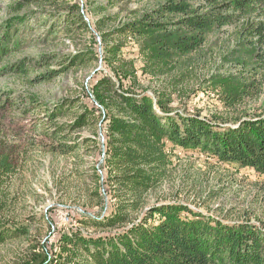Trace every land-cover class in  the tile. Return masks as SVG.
Instances as JSON below:
<instances>
[{
  "label": "trees",
  "instance_id": "16d2710c",
  "mask_svg": "<svg viewBox=\"0 0 264 264\" xmlns=\"http://www.w3.org/2000/svg\"><path fill=\"white\" fill-rule=\"evenodd\" d=\"M30 4L57 11L64 23L62 29L70 39L79 31L91 32L76 0H22L14 12ZM25 22V17L16 16L0 27V64L21 49L20 34ZM232 25L242 27V41L263 48L264 0H165L111 29L100 28L104 62L113 77L105 75L93 82L96 107L83 108L71 125L65 129L57 125L52 134L58 138L63 131L95 127L101 113L106 115L104 182L116 203L108 215L85 216L106 231L92 236L75 233L62 241L65 256L42 261L36 257L34 262L264 264V221L228 224L177 202L157 203L144 209L147 195L167 177L175 150L217 159L264 176V115L238 116L246 99L260 93L258 70L254 69L249 77L220 73L207 76L197 86L205 87L206 94L217 96L220 112L204 117L200 111L192 115L186 109L189 92L196 86L187 88L186 80L193 73L189 68L180 71L181 61L198 53L212 32ZM129 46L136 48L138 59L126 56ZM97 60L91 49L78 51L64 60L59 71H49L43 80ZM30 66L23 60L7 69L27 75ZM143 77L155 84L151 94L141 84ZM175 102L183 104L186 112L175 110ZM60 112L48 116L51 124L57 117L65 116L63 110ZM60 139H67L65 133ZM75 144L60 142L59 146L66 154L77 151ZM53 148L55 151L56 147ZM10 161L8 155L0 154V175L10 171ZM92 177L93 197L100 200L101 176L95 168ZM20 234L0 219V244L17 239Z\"/></svg>",
  "mask_w": 264,
  "mask_h": 264
},
{
  "label": "rangeland",
  "instance_id": "374dc122",
  "mask_svg": "<svg viewBox=\"0 0 264 264\" xmlns=\"http://www.w3.org/2000/svg\"><path fill=\"white\" fill-rule=\"evenodd\" d=\"M20 1L0 2V27L16 16L26 19L20 34L21 49L0 64V154L8 155L11 160L10 171L0 175V219L21 233L17 239L0 244V264H37L36 257L42 261L62 255L63 239L75 233L92 236L106 231L99 223L85 218L108 215L116 203L104 182L106 115L101 113L95 127L63 131L58 138L53 134L57 125L64 129L71 125L83 108L96 107L93 82L105 75L113 77L104 62L100 28L111 29L165 0H76L91 32L79 31L74 39L63 31L64 23L57 11L30 4L16 13ZM241 31L242 27L236 25L214 31L198 53L181 61L179 70L189 68L193 73L186 80L187 88L196 86L189 92L190 99H186L189 114L200 111L206 117L220 112L217 96L206 94L205 87L198 88L202 79L214 73L249 77L255 69L260 73V93L246 99L239 107L238 116L264 115V63L261 62L264 47L242 41ZM87 49L95 51L97 62L66 69L50 80H43L49 71H59L68 56ZM126 52V56L138 59L134 46H129ZM43 57L47 60L43 61ZM23 60L28 66L31 64L29 74L20 75L7 69ZM141 82L151 94L155 84L145 77ZM172 107L186 112L179 102ZM61 110L65 116L57 117L51 124L48 116ZM64 133L67 139H60ZM60 142L77 143V151L64 154ZM170 158L172 166L167 177L147 195L144 209L157 203L177 202L228 224L264 221V176L180 150L172 152ZM93 168L101 176L100 200L92 194Z\"/></svg>",
  "mask_w": 264,
  "mask_h": 264
}]
</instances>
